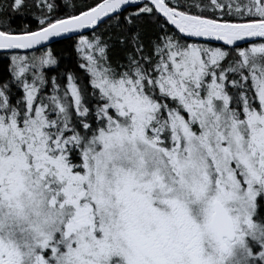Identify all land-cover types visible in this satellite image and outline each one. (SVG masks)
Listing matches in <instances>:
<instances>
[{"label":"snow or ice","instance_id":"snow-or-ice-1","mask_svg":"<svg viewBox=\"0 0 264 264\" xmlns=\"http://www.w3.org/2000/svg\"><path fill=\"white\" fill-rule=\"evenodd\" d=\"M0 264H264V0H0Z\"/></svg>","mask_w":264,"mask_h":264}]
</instances>
